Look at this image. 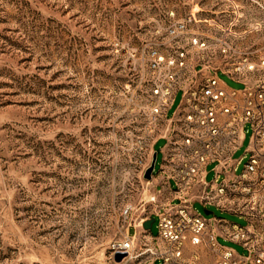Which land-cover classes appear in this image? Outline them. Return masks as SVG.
Wrapping results in <instances>:
<instances>
[{
	"label": "rangeland",
	"instance_id": "rangeland-1",
	"mask_svg": "<svg viewBox=\"0 0 264 264\" xmlns=\"http://www.w3.org/2000/svg\"><path fill=\"white\" fill-rule=\"evenodd\" d=\"M182 51L188 68L264 79V0H0V264H125L112 242L158 209L140 159L155 89Z\"/></svg>",
	"mask_w": 264,
	"mask_h": 264
},
{
	"label": "built area",
	"instance_id": "built-area-1",
	"mask_svg": "<svg viewBox=\"0 0 264 264\" xmlns=\"http://www.w3.org/2000/svg\"><path fill=\"white\" fill-rule=\"evenodd\" d=\"M184 56L182 51L178 70H168L155 89L151 143L140 159L143 173L151 162L154 144L164 139L160 169L179 193L178 202L156 209L159 244L156 249H146L164 263L177 264L184 237L191 233L192 243L205 242L215 253V264H264V79L246 81L227 73L243 86L226 88L215 72L188 68ZM258 65L264 68V52ZM256 68V63H249L245 70ZM178 91L180 99L169 114ZM247 125L251 134L246 153L235 158ZM210 163L214 164L212 179L207 177ZM192 199L243 217L246 223L215 214L207 218L194 209ZM217 235L238 242L247 253L221 244ZM112 248L126 254L122 260L144 252L137 250L133 236L113 241Z\"/></svg>",
	"mask_w": 264,
	"mask_h": 264
},
{
	"label": "crops",
	"instance_id": "crops-1",
	"mask_svg": "<svg viewBox=\"0 0 264 264\" xmlns=\"http://www.w3.org/2000/svg\"><path fill=\"white\" fill-rule=\"evenodd\" d=\"M211 72L214 73V71ZM219 72L227 74L225 71H215L217 75ZM220 81L223 87H230L223 80L220 79ZM155 145L156 143L153 146L154 151L156 150ZM148 186L150 188L151 197L154 196V199L158 203V208H163L167 204L176 203L179 201V193L176 191L174 181L171 179H167L165 173L160 169V165L157 171L154 170L152 179L148 180ZM196 203H200L205 208L209 207L208 205H206V207L202 202L197 199H192V204L194 208ZM152 217H154L158 221V215L156 213V210L148 216L141 217L140 219H135L134 221H130L128 223L124 237L133 236L137 250L143 249L144 252H142L138 256L125 259V264H167L163 262L161 257H156L152 254V252H150V250L156 249L157 245L159 244L157 240L158 232L154 233L151 228H145L143 226V222ZM210 229L211 226L208 225L207 231H210ZM218 236L221 235H217V238ZM146 246H148L150 250H147ZM177 262V264H215L216 255L210 249L208 244H206L205 242L197 244L192 243L189 234H186L184 237V247L182 250V254L180 257L177 258Z\"/></svg>",
	"mask_w": 264,
	"mask_h": 264
},
{
	"label": "water",
	"instance_id": "water-1",
	"mask_svg": "<svg viewBox=\"0 0 264 264\" xmlns=\"http://www.w3.org/2000/svg\"><path fill=\"white\" fill-rule=\"evenodd\" d=\"M157 155H158V151L155 150L154 153H153V156H152L150 164L145 168V170L143 172V177L145 179H147V180H151L152 177H153V172H154V169H155V166H156V161H157ZM204 211H205L206 214L212 213V210H210L208 208H205ZM154 220H155L154 217L145 220L143 222V226L145 228H147V229L151 228L152 223L154 222ZM125 255L126 254L123 253V252H118V253H116L115 258H116L117 261H121Z\"/></svg>",
	"mask_w": 264,
	"mask_h": 264
}]
</instances>
